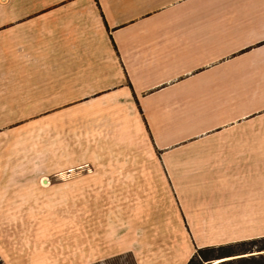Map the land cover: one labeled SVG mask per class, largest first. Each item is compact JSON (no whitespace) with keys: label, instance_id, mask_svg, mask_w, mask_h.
I'll return each mask as SVG.
<instances>
[{"label":"crops","instance_id":"crops-1","mask_svg":"<svg viewBox=\"0 0 264 264\" xmlns=\"http://www.w3.org/2000/svg\"><path fill=\"white\" fill-rule=\"evenodd\" d=\"M32 126L52 133L44 150L10 160L4 149ZM78 147L96 170L68 194L119 202L122 246L86 248L90 264L127 252L187 264L197 249L263 237L264 0H0L5 262L28 263L29 197L44 193L29 181L76 163ZM84 206V243L98 242L94 220L103 243L109 209Z\"/></svg>","mask_w":264,"mask_h":264},{"label":"rangeland","instance_id":"rangeland-1","mask_svg":"<svg viewBox=\"0 0 264 264\" xmlns=\"http://www.w3.org/2000/svg\"><path fill=\"white\" fill-rule=\"evenodd\" d=\"M37 126H32L27 132L14 134L12 140L15 141V146L5 148L4 152L10 160L17 161L20 156L23 159L26 156L29 159L37 157L44 148H38L42 143V137L46 139L51 137V132H40ZM21 142V143H20ZM51 142V141H50ZM50 149L51 148H45ZM62 154L67 153L68 149H61ZM76 163L62 164L60 173H53V167L50 165L49 172H42L39 174L38 180L29 181L30 188L44 187V193H33L30 195V204L35 205L29 212V253L27 264H90L85 261V249L89 251H103L111 253L118 250L122 245L118 242V235L121 234V229L112 226V220L116 221V209L119 203L116 197L112 196H85L84 192H80L77 188V195L70 196L69 185L76 183V185H84L85 175L95 171V166L83 162L85 156L88 155V149L78 147L74 149ZM109 155V153H107ZM17 163L14 162L13 168H17ZM99 167V165H97ZM28 170H35V164L29 163ZM70 172V173H69ZM43 179L48 181V186L43 185ZM38 183V184H37ZM92 203L94 210L93 217L100 215V211H95V206H100L109 209V230L108 239H104L100 243V225L95 220L93 221L92 231L93 236H97L98 242H94L93 246L84 243V236L86 234L85 218L90 215V212L85 211V204ZM76 206V211H70V206ZM37 207V208H36ZM60 208V209H59ZM34 209V210H33ZM112 219V220H111ZM97 223V224H96ZM90 223H87L89 226ZM90 230V227L89 229ZM255 232L264 234V227L254 228ZM74 236L76 237V245L73 243ZM258 238V237H256ZM74 247H76V254H74ZM264 253V252H262ZM254 254H259L255 252ZM3 260V258L0 256ZM76 258V260H75ZM8 262L4 264H16L15 261L7 259ZM6 260V261H7ZM225 259L216 260L213 264H217ZM91 264H138L132 252L123 253L120 255L110 256L106 259L94 261Z\"/></svg>","mask_w":264,"mask_h":264},{"label":"trees","instance_id":"trees-1","mask_svg":"<svg viewBox=\"0 0 264 264\" xmlns=\"http://www.w3.org/2000/svg\"><path fill=\"white\" fill-rule=\"evenodd\" d=\"M259 252V254H254ZM264 236L235 243L197 249L187 264H264ZM0 264H4L0 258Z\"/></svg>","mask_w":264,"mask_h":264},{"label":"water","instance_id":"water-1","mask_svg":"<svg viewBox=\"0 0 264 264\" xmlns=\"http://www.w3.org/2000/svg\"><path fill=\"white\" fill-rule=\"evenodd\" d=\"M210 264H213V263H210Z\"/></svg>","mask_w":264,"mask_h":264}]
</instances>
